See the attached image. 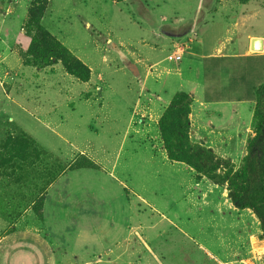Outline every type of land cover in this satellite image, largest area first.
<instances>
[{
    "label": "rangeland",
    "instance_id": "rangeland-1",
    "mask_svg": "<svg viewBox=\"0 0 264 264\" xmlns=\"http://www.w3.org/2000/svg\"><path fill=\"white\" fill-rule=\"evenodd\" d=\"M43 3V26L91 72L84 81L87 74L64 55L50 65L35 60L28 53L33 31L27 26L35 0H0V39L6 24L14 37L13 49L0 40V264H48L51 249L40 246L46 240L69 252L58 254L62 264H95L117 245L131 247V256L119 260L126 264H218L264 252L254 211L234 208L228 183L216 184L170 161L158 125L144 111L149 100L165 98L167 88L180 82L175 73L146 78L158 62L178 67L177 60H164L173 43L195 38L207 53L231 37L229 52L241 53L248 34L264 35V0ZM244 64L229 61L230 74L244 75ZM75 66L79 77L68 71ZM244 77L234 95L246 99L241 100L246 126L253 116L247 97L254 95L257 80ZM262 102L264 109V96ZM255 123L239 157L216 155L226 161L216 172L221 178L226 169L243 171ZM90 162L95 169L87 167ZM205 183L217 186L207 200ZM44 196L67 212L70 227L83 231L63 232L49 207L40 220L36 207ZM93 227L99 229L98 244L89 233ZM36 229L48 239L38 242ZM26 230L35 232L17 234Z\"/></svg>",
    "mask_w": 264,
    "mask_h": 264
},
{
    "label": "crops",
    "instance_id": "crops-1",
    "mask_svg": "<svg viewBox=\"0 0 264 264\" xmlns=\"http://www.w3.org/2000/svg\"><path fill=\"white\" fill-rule=\"evenodd\" d=\"M235 25L238 26V24ZM8 26L9 25L6 24L5 28L7 27V29L5 31V34L3 33V38L0 40L2 41L1 43L4 45L3 47H5V49H13L14 37L11 35V30L10 28L8 29ZM254 38H260L263 40L261 51H254L251 49V42ZM195 42L197 45H194ZM233 42L234 41L232 40V38L228 37L225 43H220L215 47V49L207 53H204L203 42L201 40H196L195 38H190L188 42L184 44L173 43L171 46V54H169L164 60L173 63L169 60V56L180 53L182 55V58L175 64V66L178 67L176 69L168 68L167 66L162 67V63L164 61L158 62L155 64L156 66L154 71H152L149 67L146 78L154 72H157L158 77H161L164 73H166L168 76L172 73H175L174 75L179 76V81H186L187 85H183L180 82L176 83L175 86H177L178 89L176 88L172 90L171 87L170 91L169 88H167L169 81H165V83H163L161 86V91H165L166 88L168 89L165 92L166 97L164 98L161 96H157V100H149V103L144 111L145 115H147V120L152 121L158 125L159 119L170 104L174 95L181 91L190 93L193 97L190 114V136L192 141L211 148L215 152V154L220 157L235 159L239 157L240 153L244 152L243 147L245 142H247L250 137H253V135H250L249 133L251 131L252 121L254 120V103L256 99V91L258 87L264 84V35L257 33L248 34L246 40L243 41L240 45L241 47H244L241 53H237L236 51H234V54H231V52H229V45L233 44ZM12 53V57L14 58V51ZM184 58L187 59V61L183 64L182 62ZM4 59L7 60L10 59V57L7 56ZM235 60L243 61L245 63L243 71H247L244 75L241 76L237 75V73H231L232 76H235L237 80V82L234 83L236 85H232L230 77L231 74L227 64L229 63V61ZM200 70H202L203 77H201L199 73ZM250 73L254 75L252 79L253 81L257 80V84L254 85V95L248 94L247 97L249 102L253 103V116L251 121H249L245 126L241 122V112L243 109L241 100H243L244 102L246 99L235 96L234 94H238V92L241 91L242 85L240 83H244V81L246 82V78L244 76H246L247 78H251ZM207 82H209L210 84L209 88L207 87ZM185 86H187V89H183L186 88ZM164 153L167 156L165 150ZM204 185L205 187H207L208 191L203 193V196L205 199H208L209 194L212 191L217 190V186L211 183H205ZM51 186L52 184L50 185V187ZM47 195L48 193L46 194V196ZM48 207L52 208L51 216L55 218L54 224L56 225V227L57 224L62 225V228L60 229L63 232L74 230V233H76L78 228L79 230L77 233H81V231H83L78 225L74 226L73 228L70 227L69 224L72 223V220L70 216L64 215V213L67 212L63 211V208H61L60 206H51V204H49L47 201L44 202V217L47 216L46 212ZM234 208L236 209V207ZM78 220L81 222V218H79ZM33 231L26 230L17 234L32 235L36 231L34 238L37 239L38 242L40 241V238L48 239L47 234L44 233L45 235L43 236L40 229H36L34 232ZM97 231H99V229L93 227L89 233L92 236V239H96L93 241V243L98 244L99 238L97 235ZM44 243L46 246H43V243L40 244L42 248L48 247L49 249H51V251L46 252V254L52 255V257L48 256V264H62L60 257H57L58 254H62L63 256L69 254V252L61 246H55L53 242H50L48 240L44 241ZM130 250L131 247L128 245H117L114 247L111 246V248H109V250L105 254V256L110 254L107 257L108 259L98 258L95 261V264H126L124 262H120L119 260L123 259L126 255L131 256ZM71 254L73 257H77L75 253ZM211 258L214 259V256L211 255ZM109 259H111V261H113L114 263H110ZM237 260H239V258L230 261ZM216 261L217 260H215V262ZM219 261L226 262L224 260ZM219 261H217L218 264H220ZM85 264H91V262H86Z\"/></svg>",
    "mask_w": 264,
    "mask_h": 264
},
{
    "label": "trees",
    "instance_id": "trees-1",
    "mask_svg": "<svg viewBox=\"0 0 264 264\" xmlns=\"http://www.w3.org/2000/svg\"><path fill=\"white\" fill-rule=\"evenodd\" d=\"M122 2L123 0H113ZM43 0H35V4L29 9L28 28L33 31V37L28 50L29 55L35 60H43L45 65H50L65 56L66 62L69 59L90 78V68L80 59L72 55L71 51L64 46L52 33L43 26L44 18ZM75 67L68 68V71L79 77V71ZM264 96V84L256 91V106L254 107V119L256 136L250 140L248 154L244 159V169L240 173L227 170L223 178L216 174L225 167V162L216 159L215 152L202 144L195 143L190 137V114L193 97L187 92H178L174 95L163 115L159 119L158 128L160 131L163 148L167 158L172 162L183 163L194 169L199 175L207 177L212 182L229 184V198L233 205L242 210L250 208L261 220L264 232V109L262 97ZM88 168H96L90 162ZM77 169V168H73ZM70 169V170H73ZM45 196L38 201L36 215L40 220L44 218Z\"/></svg>",
    "mask_w": 264,
    "mask_h": 264
},
{
    "label": "built area",
    "instance_id": "built-area-1",
    "mask_svg": "<svg viewBox=\"0 0 264 264\" xmlns=\"http://www.w3.org/2000/svg\"><path fill=\"white\" fill-rule=\"evenodd\" d=\"M182 55L180 53H176L174 55L169 56V60H177L180 61ZM264 259V252L254 253L247 258H241L237 261H229V262H220V264H261Z\"/></svg>",
    "mask_w": 264,
    "mask_h": 264
},
{
    "label": "water",
    "instance_id": "water-1",
    "mask_svg": "<svg viewBox=\"0 0 264 264\" xmlns=\"http://www.w3.org/2000/svg\"><path fill=\"white\" fill-rule=\"evenodd\" d=\"M262 39L254 38L251 42V49L254 51H261L262 50Z\"/></svg>",
    "mask_w": 264,
    "mask_h": 264
}]
</instances>
